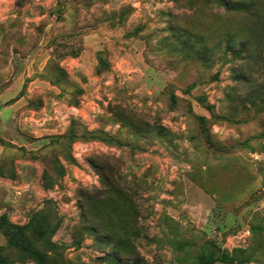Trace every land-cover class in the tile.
Returning <instances> with one entry per match:
<instances>
[{"label": "rangeland", "instance_id": "1", "mask_svg": "<svg viewBox=\"0 0 264 264\" xmlns=\"http://www.w3.org/2000/svg\"><path fill=\"white\" fill-rule=\"evenodd\" d=\"M0 264H264V0H0Z\"/></svg>", "mask_w": 264, "mask_h": 264}, {"label": "trees", "instance_id": "2", "mask_svg": "<svg viewBox=\"0 0 264 264\" xmlns=\"http://www.w3.org/2000/svg\"><path fill=\"white\" fill-rule=\"evenodd\" d=\"M236 6L237 8L242 7L240 4H236ZM4 233L10 246L24 252L31 250V242L28 240L27 236L23 233L21 228L12 225H5ZM41 234L42 230L38 229V235Z\"/></svg>", "mask_w": 264, "mask_h": 264}]
</instances>
